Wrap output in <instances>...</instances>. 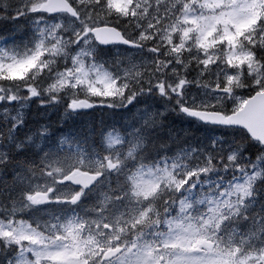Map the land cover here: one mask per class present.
Masks as SVG:
<instances>
[{
    "label": "snow or ice",
    "instance_id": "snow-or-ice-1",
    "mask_svg": "<svg viewBox=\"0 0 264 264\" xmlns=\"http://www.w3.org/2000/svg\"><path fill=\"white\" fill-rule=\"evenodd\" d=\"M0 264H264V0H0Z\"/></svg>",
    "mask_w": 264,
    "mask_h": 264
},
{
    "label": "trees",
    "instance_id": "trees-1",
    "mask_svg": "<svg viewBox=\"0 0 264 264\" xmlns=\"http://www.w3.org/2000/svg\"><path fill=\"white\" fill-rule=\"evenodd\" d=\"M91 119H94L96 121H99L101 119L100 115L98 113L93 114V116L91 117Z\"/></svg>",
    "mask_w": 264,
    "mask_h": 264
}]
</instances>
